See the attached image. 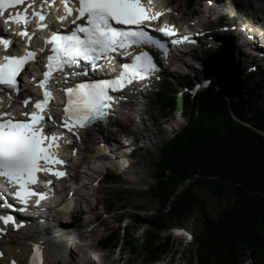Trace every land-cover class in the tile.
<instances>
[{"label": "trees", "instance_id": "obj_1", "mask_svg": "<svg viewBox=\"0 0 264 264\" xmlns=\"http://www.w3.org/2000/svg\"><path fill=\"white\" fill-rule=\"evenodd\" d=\"M193 3L189 0L190 7ZM259 74H264L260 67ZM169 83L164 82L158 105L162 113H179L185 123L161 148L149 188L159 208L150 215L132 210L129 220L144 227L142 234L111 232L98 246L118 252L125 248L154 264L172 254L170 238L162 234L197 212L203 224L192 241L193 264H264V83L248 82L240 93L221 78L217 88L192 97L176 95ZM240 95L247 99L233 97ZM195 189L233 200L211 218Z\"/></svg>", "mask_w": 264, "mask_h": 264}, {"label": "snow or ice", "instance_id": "obj_2", "mask_svg": "<svg viewBox=\"0 0 264 264\" xmlns=\"http://www.w3.org/2000/svg\"><path fill=\"white\" fill-rule=\"evenodd\" d=\"M25 3L26 0H0V14H4L6 8L23 6ZM61 3L63 13H58V21L68 20L72 27L65 33L50 31L44 39V43L50 45V48L42 74L44 78L37 82L43 91V99L31 103L34 111L20 113L26 119H13L7 112H0V178H3L7 187L14 189L12 194L21 204H26L32 196L36 197L37 204L45 198L43 192L29 187L37 183L38 173H50L57 178L65 175L63 171L53 170L54 165L64 163L53 151L59 147L58 141L62 133L48 130L45 124L55 123L54 118L51 115L46 118L41 114L52 99L46 88L51 74L60 72L67 77L69 73L65 69L79 66V61L87 62L94 70H103L113 61L111 53L124 50L127 55L130 45L155 46L166 51L164 44L154 39L142 27L145 22L156 20L162 15L150 6L151 0H148L147 6L145 0H61ZM7 15L11 22L24 26L29 23L27 12L17 11L15 16L9 12ZM30 16L39 21L38 29L47 27L43 23L46 17L42 12L32 11ZM158 31L164 36H175L171 26L161 27ZM17 35L26 37L29 41L32 39L26 27ZM187 39L186 36L179 40L173 39L172 43L177 44ZM0 44L7 49L10 41L0 38ZM40 51L43 52L44 49L41 48ZM35 56L36 53L30 50H26L23 55H4L0 59V86L18 90L16 78L25 64L34 60ZM101 60L105 63H98ZM120 69L113 79L74 82L63 87L61 90L66 102L62 107V122L56 126L71 131L73 127H85L102 119L111 102L116 99L109 92L123 89L134 80L145 79L150 72L156 70V65L149 53L141 49L132 56L130 64L121 63ZM70 74L77 77L87 75L84 71H72ZM30 101L31 97H28L21 104L26 109ZM45 183L51 184V181ZM0 207L10 208L12 205L5 203L0 204ZM0 221L8 225L13 222V217L0 214ZM4 231L0 229V233ZM28 264H40V250L37 245H33Z\"/></svg>", "mask_w": 264, "mask_h": 264}, {"label": "rangeland", "instance_id": "obj_3", "mask_svg": "<svg viewBox=\"0 0 264 264\" xmlns=\"http://www.w3.org/2000/svg\"><path fill=\"white\" fill-rule=\"evenodd\" d=\"M193 1V5L186 9L187 3L189 5V0H172L170 9L167 10L170 12L171 16L164 18V20H167L168 23L175 24L176 27L182 30V32H193V23L202 18L209 23L208 26H205L208 28L206 32L215 33L223 30L227 31L229 34L226 36V39L229 40L228 42L231 41L230 39L234 37V33H236L237 30L240 32L249 26L253 20V17L255 16L254 14H256L257 8L264 5V0H224L217 4L214 3L215 0ZM207 8L214 10L216 9V11L219 12L218 15H208ZM192 12L195 13L193 16ZM227 12L228 15L223 19H220L219 25H216L218 22V16ZM262 16L264 18L263 14ZM259 34L262 37L264 36V27L260 28ZM258 44V47L261 49V59L257 57L259 60L256 58L252 60L245 56L243 60L239 62L240 66L243 63V69L246 70L247 68L251 67V69L255 71L258 66L264 67V41ZM239 48L240 50L243 49V47ZM234 52L235 54L239 53L238 49L235 48ZM191 68L192 67H188L187 75L185 76L183 75L186 71L184 70L185 68L180 69L181 75L178 77L173 75L172 72L168 73L166 81L170 82V87L174 90L176 95L185 93L190 94L191 91L188 87V84H194L198 88V83L205 84L206 81H210L212 85L216 84V82H213L212 79H210L205 73L202 74L206 78H201V82L194 80ZM229 76L231 77L233 75ZM242 77L241 74L238 75V81L236 83L239 87L231 85L233 84L231 81L232 79H226V82H229L228 86L230 88L232 86L233 89L237 88L240 90V93H243L245 92L247 88L246 85L248 84L245 82L246 80L244 77ZM163 84L164 80L158 84V87ZM158 87H156L155 90L156 94L144 95L150 96L152 103L150 117L147 115L142 117L144 118L145 126L150 131V137L145 131L136 126V124H138L139 118L131 113V108L129 105L123 108L124 110H122V112L115 114L118 117L117 120H119L120 123L104 130L108 133L107 142L110 143L109 145H111V148L113 146V148H117L118 150H135L131 156L127 157L126 159L131 166L130 169L125 172L128 174L110 171V168L114 166L110 160L107 161L111 164L108 165L110 167L108 168V166H105L106 168L101 169L102 164L99 163L100 165H96L95 163H92V158H85L83 156V152L79 151L78 149H82L84 146L89 144V139L91 136L89 134H82V137H80L82 143L77 145L78 148H76L78 151H74L77 156V161L80 162L83 160L85 167L91 165L89 167H91L93 170V173L90 171L93 181H100L98 184H92V186L89 185V187H87L89 189H94L95 195L90 197L87 191H78L77 197L72 199L74 200L72 202H74L76 205V211H82V215L81 213L79 214L75 211L74 222H72V226L77 231H81L84 234L85 240L80 242L74 237H72L70 241L67 239L66 243H69L73 246V256L69 263L67 262V259L70 260L69 254L64 253L65 256L62 254L59 257L61 264L81 263L80 258L82 253L78 247H76L77 243L89 244L90 248H87V253L90 257L103 256V259L106 261L108 259L119 260L118 262L115 261L111 264H125L126 259L129 260V264H149L143 258L131 256L130 252L125 248H123L121 252H118V250H103V248L98 246V242L101 238H104L111 232L118 233L120 236L123 234V230L132 236L142 234L144 227L132 225V222L129 220V215L131 214L132 210L139 209L142 213L150 215L153 211H156L159 208V204L152 197L153 195L151 192H149V188L154 186V172L159 162V155L161 154L162 145H164L165 141L171 137L173 132L180 129V127L185 123V119L177 112H161L162 109L158 105V99L160 96ZM261 92L264 93V87H262ZM233 97L239 101H245L247 99L245 95H240L238 98L237 96ZM154 121L158 122L157 127L153 126ZM160 141H162V144L159 143ZM150 142L153 144H150ZM130 145L132 146L130 147ZM142 146H144V148H142ZM102 150L103 147L101 148L100 152L97 151L96 153H92V151H89V153L92 156H96L97 154H100L101 156L104 154V151ZM127 150L125 152H128ZM97 158L98 157L95 159L97 160ZM104 159L105 158L103 157V161ZM103 169L109 172L106 174L108 178L103 177ZM83 170L85 169L83 164H81L77 171L82 172ZM127 178H130L132 182H125ZM67 192L68 190L66 191V194ZM195 192L199 197H201V199L204 200L207 214L211 218H215L217 213L223 210L233 200V197L219 200L217 197H212L208 192L205 191V189H195ZM86 198L89 199V203L85 202ZM91 205L92 207L89 209ZM88 209L89 211H87ZM106 209H108V212ZM117 219H121L122 221L118 223ZM33 223L34 222H30L29 226L33 227ZM202 224L203 218L201 214L195 212L191 217H189L188 221L177 226L176 228L174 227L165 231L162 234V237L168 236L170 238L169 241L173 247L172 254L163 257L161 261L159 260L154 264H193V254L191 251L193 244L192 241L198 235ZM36 229L39 232V236L45 235V232L39 229V226L36 227ZM34 236H36V234H34L32 238H34Z\"/></svg>", "mask_w": 264, "mask_h": 264}, {"label": "bare ground", "instance_id": "obj_4", "mask_svg": "<svg viewBox=\"0 0 264 264\" xmlns=\"http://www.w3.org/2000/svg\"><path fill=\"white\" fill-rule=\"evenodd\" d=\"M172 0H151L150 6L154 9V11L161 12L162 15H169V5H171ZM146 6L148 5V0H145ZM226 6V5H224ZM190 5H186V9H188ZM208 15H218L219 12L216 11V9L207 8ZM195 13L192 12V16ZM264 15V5L259 6L256 10V14L253 17L252 22L243 29V31H236L234 33V37L230 39L231 41L226 39V36L229 35L227 31H219L215 33H208L205 26H208L209 23L206 22L204 19H199L195 21L192 25L193 32H184V34H188L191 36L192 40V46L189 53V57L192 60L193 63L198 66L199 74L202 77H205L202 73H205L209 76L210 79H212L213 82H216L218 84V79L220 77H224L227 75L229 79L233 80V86H237L238 81V75L241 74L242 77V71L244 73L245 69H243V63L241 66L239 65V62L243 60V58L249 54L255 55L256 59L260 58L261 49L258 47V43L264 41V36L262 37L259 34L260 28L264 27V18L262 16ZM228 15L227 13L221 14L218 16V22L216 25H219L220 19H223ZM172 18V17H171ZM205 18V17H204ZM160 20V19H159ZM162 22V20H161ZM167 26H175V24L168 23L167 20H163ZM238 24V23H237ZM211 26V25H210ZM238 27V26H237ZM236 27V28H237ZM240 27V26H239ZM4 32L2 31L0 27V36H3ZM230 38V37H229ZM246 48V50H249L250 52H242L240 50V46ZM234 48L238 49L239 55L234 52ZM258 57V58H257ZM188 58V57H187ZM259 60V59H258ZM240 67V68H239ZM262 67V66H260ZM183 67H178L177 69L173 71H169V73H173L176 77L181 75L180 69ZM264 70V68L262 67ZM184 76L186 74H183ZM233 75V76H229ZM174 76V77H175ZM206 78V77H205ZM243 78V77H242ZM214 84V85H216ZM156 82H153L152 87L153 89H150L149 91H139L138 93L131 92V98L129 99V107L131 108V113L138 117V124L136 126L140 128L141 130L145 131L146 134L150 137L149 134L150 131L145 126L144 118H142L144 115H147L150 117V113L152 111V103L150 96H144L149 94H156ZM209 85H212L209 81ZM208 85V86H209ZM144 96V97H143ZM127 99V96L125 97ZM142 99V100H140ZM122 105H120L121 107ZM122 108H125L122 106ZM114 112V123L109 122L106 124L98 125L96 127H91L86 130H83L81 132H77V136L80 139L82 137V134L90 135L89 144L84 146L82 149L79 148V151L83 152V156L85 158H97V161H103V157L105 158L104 161H112V158L117 159L118 162L124 161V165L122 167L114 165L111 167L112 171H117L123 174L130 169V164L126 160L127 157L130 156L131 153H133L135 150H129L128 152H125L126 150H118L117 148H111L110 143L107 142L108 133L104 130L108 127L115 126L119 124L118 117L115 115L117 112L113 110ZM152 118V117H151ZM153 126L157 127L158 122L154 121ZM106 125V126H105ZM74 132V130H71ZM105 132V133H104ZM149 139V138H148ZM162 144V141L159 142ZM153 144V143H151ZM157 144V143H156ZM75 148L77 147V143H75ZM103 147L104 151L101 156L100 154H97L96 156L90 155L89 151H92V153H96L97 151H101V148ZM77 149V148H76ZM95 151V152H94ZM114 156V157H112ZM84 161L81 160L80 162L77 161V157L70 161L69 164L66 166V169L70 173V180H73L75 178L79 180H83V182H89V180H93V177L91 176L90 171L93 173V170L91 165L84 166ZM83 164V167L85 170L77 171V169L80 167V165ZM104 165H101V168ZM77 168V169H76ZM101 172V171H100ZM79 173V174H78ZM126 181H131L130 178H127ZM132 182V181H131ZM89 187V186H88ZM85 189V186L82 187L83 191ZM80 189L74 190L72 196L77 197V193ZM88 192V195L93 196L95 195L94 189L87 188L86 190ZM67 195V194H66ZM74 199V197L72 198ZM74 201V200H72ZM76 202V201H75ZM86 203H89V199L86 198ZM70 204V203H69ZM92 205L89 209H91ZM89 209L87 211H89ZM86 211V212H87ZM79 213L82 214V211L79 210ZM47 219L39 218L38 221L34 222L33 227L29 226V221L26 219V221H21L18 219H13V222H10L8 225L3 224L2 221H0V229H4L5 231L3 233H0V264H28L29 258L32 254V248L33 245H37L40 250V264H61V260H59V257L64 253L69 254V259H67V262L70 263L72 258V248L73 246L69 243L61 242L60 239H63L64 236L70 241L72 237L76 238L78 241L83 242L84 234L81 231H77L72 226V221L68 222L66 224V227L61 225V221L59 219L53 218V221L50 222L51 226L50 229L48 228V232L50 234H45L42 236H39V232L36 229V227L39 226V229H43L45 225H48ZM74 222V221H73ZM18 225V226H16ZM52 233V234H51ZM34 238H32V236ZM75 235V236H74ZM68 241V242H69ZM15 243V244H14ZM76 247L81 251L82 256L80 258L81 263L80 264H111L115 261H119L117 259L112 260L108 259L107 261L103 259V256L98 257H90L87 253V248H90L89 244L83 243V244H76ZM129 260L126 259L125 264H129Z\"/></svg>", "mask_w": 264, "mask_h": 264}]
</instances>
